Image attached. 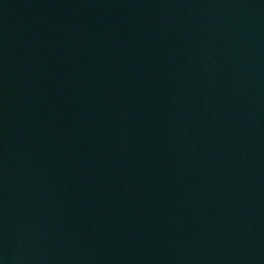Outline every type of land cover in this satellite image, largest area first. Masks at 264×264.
Returning a JSON list of instances; mask_svg holds the SVG:
<instances>
[{"label": "water", "instance_id": "water-1", "mask_svg": "<svg viewBox=\"0 0 264 264\" xmlns=\"http://www.w3.org/2000/svg\"><path fill=\"white\" fill-rule=\"evenodd\" d=\"M0 264H264V0H0Z\"/></svg>", "mask_w": 264, "mask_h": 264}]
</instances>
